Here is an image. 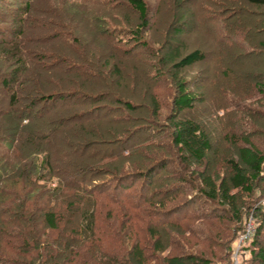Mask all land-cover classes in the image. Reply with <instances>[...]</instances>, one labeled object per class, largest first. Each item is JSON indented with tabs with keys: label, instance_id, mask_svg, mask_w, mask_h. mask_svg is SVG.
Segmentation results:
<instances>
[{
	"label": "rangeland",
	"instance_id": "374dc122",
	"mask_svg": "<svg viewBox=\"0 0 264 264\" xmlns=\"http://www.w3.org/2000/svg\"><path fill=\"white\" fill-rule=\"evenodd\" d=\"M142 1L148 27L136 33L138 16L127 0H0V83L15 77L27 88L17 93V124L25 115L31 130L50 142L39 144L62 179L71 174L103 184L127 176L119 181L117 199L134 204L142 198L149 219H137L122 233L139 236L141 247L148 226L173 240L178 230L206 228L202 216L220 225L230 221L234 229L232 211L202 185L208 178L229 183L232 164L248 184V190H229L236 210L264 196V176L252 179L241 159L243 149L264 154V6L242 0ZM195 51L203 54L201 62L174 67ZM18 60L24 64L20 76L12 73L22 67ZM81 67L89 76L76 74L84 72ZM178 81L202 102L175 115ZM59 92L65 96L30 108V99ZM8 94L0 84V111ZM52 122L62 123L54 136L46 131ZM179 122L193 124L208 141L201 161L176 145ZM83 134L90 136L77 144L92 146H76ZM107 188L112 192L113 185ZM214 251L225 258L219 247ZM230 258L231 264H264V225L254 244L234 241Z\"/></svg>",
	"mask_w": 264,
	"mask_h": 264
},
{
	"label": "trees",
	"instance_id": "16d2710c",
	"mask_svg": "<svg viewBox=\"0 0 264 264\" xmlns=\"http://www.w3.org/2000/svg\"><path fill=\"white\" fill-rule=\"evenodd\" d=\"M242 1L264 6V0ZM127 3L138 16L136 33L145 31L148 27L146 5L142 0H127ZM203 59V54L195 51L180 58L174 67L183 69ZM18 61L22 67L12 70L16 76H20L24 68L23 62ZM81 68L84 72L76 74L89 76L87 70ZM14 82L17 83L16 78L10 77L0 83L2 92L9 93L7 106L0 111V264H124L120 258L127 260L128 264H147L150 260L153 264H231V246L244 233L250 215L255 221V230L247 242L248 245L256 242L264 225V208L259 204L264 196L247 203L242 210H236V198L229 194V190H248V184L247 179L241 176L240 168L232 164L234 177L229 183L223 180L215 183L208 178L202 180V185L209 190L211 199L220 195L222 203L232 211L230 219L237 223L234 229L230 221L220 225L214 219L202 216L200 223L206 228L198 224L197 227L178 230V238L173 240L171 234L151 229L146 223L147 236L143 240L145 245L141 247L139 236L122 233L124 229H131L137 219H149L142 208L146 203L142 198L134 204H125L117 199L116 193L121 189L119 181L127 176L112 177L103 184H90V181L82 177L73 178L71 174H68V180L60 178L61 170H55L50 155L43 149V145L50 142L45 138L41 140L40 134L31 130V121L25 119V115H20V123L15 120L18 113L14 106L20 100L17 93L22 94L27 88L23 83L14 86ZM64 96L63 92L36 96V99H30V108ZM201 102V97L190 92L183 82L176 83L172 102L175 115ZM61 124L52 122L46 131L54 136ZM21 130L25 134H20ZM175 131L176 145L185 146L195 159L201 161L209 143L198 128L189 122H179ZM135 133L130 132L126 140ZM88 136L83 134L77 138L76 146H92L83 145ZM81 138L84 142L77 144ZM241 159L252 172V179L260 174L264 176V154L243 149ZM111 184L114 191L109 192L107 187ZM103 198L106 204L98 202ZM103 207L107 209L105 214L102 213ZM159 207H165L163 200ZM109 241L114 243L106 244ZM214 247L224 251L225 258H219ZM251 253L254 254V250Z\"/></svg>",
	"mask_w": 264,
	"mask_h": 264
},
{
	"label": "built area",
	"instance_id": "2783aa9c",
	"mask_svg": "<svg viewBox=\"0 0 264 264\" xmlns=\"http://www.w3.org/2000/svg\"><path fill=\"white\" fill-rule=\"evenodd\" d=\"M261 204V206L264 208V199L259 203ZM255 227L253 225V217L252 215H250L247 224L245 226V231L242 235L239 236V238L236 240L238 242L239 245H243V243H245L246 241H248L253 233H254ZM236 264V263H233Z\"/></svg>",
	"mask_w": 264,
	"mask_h": 264
}]
</instances>
